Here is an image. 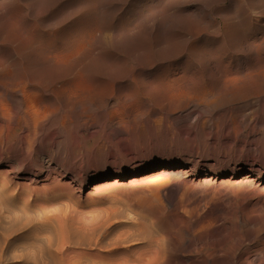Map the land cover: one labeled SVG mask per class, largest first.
Returning <instances> with one entry per match:
<instances>
[{
  "label": "rangeland",
  "instance_id": "obj_1",
  "mask_svg": "<svg viewBox=\"0 0 264 264\" xmlns=\"http://www.w3.org/2000/svg\"><path fill=\"white\" fill-rule=\"evenodd\" d=\"M1 1L0 64L12 65H0V116L3 109L15 116L10 124L0 117V264H264V144L215 154L211 147L228 131L211 128L217 118L247 125L248 144L260 137L264 0ZM224 77L243 81L226 91ZM202 89L211 91L208 101L184 98ZM158 94L169 104L156 103ZM195 102L232 104L194 108ZM162 168L163 175L143 180ZM248 176L250 187L243 185Z\"/></svg>",
  "mask_w": 264,
  "mask_h": 264
},
{
  "label": "bare ground",
  "instance_id": "obj_2",
  "mask_svg": "<svg viewBox=\"0 0 264 264\" xmlns=\"http://www.w3.org/2000/svg\"><path fill=\"white\" fill-rule=\"evenodd\" d=\"M4 1H5V0H3V2H4ZM9 1H10V0H9ZM16 1H17V0H16ZM40 1H41V0H40ZM141 1H142V0H141ZM144 1H145V0H144ZM152 1H153V0H152ZM159 1H160V0H159ZM1 2H2V1H1ZM3 2H2V3H3ZM14 2H15V1H14ZM41 2H42V1H41ZM137 2H139V1H137ZM142 2H143V1H142ZM240 2H241V0H240ZM139 3H141V2H139ZM236 3L238 4V2H236ZM0 4H1V3H0ZM3 4H4V3H3ZM137 4H138V3H137ZM141 4L143 5V3H141ZM144 5H145V4H144ZM144 5H143V6H144ZM239 5H240V4H239ZM18 6H19V5H18ZM0 7H1V6H0ZM70 7H72V6H70ZM144 7H145V6H144ZM131 9H132V8H131ZM133 9H134V8H133ZM139 9H141V8H139ZM71 10H73V9H71ZM137 10H138V9H137ZM144 10H145V9H144ZM146 10H147V9H146ZM146 10H145V11H146ZM154 10H155V9H154ZM164 10H165V9H164ZM66 11H68V10H66ZM140 11H141V10H140ZM145 11H144V12H145ZM147 11H148V10H147ZM157 11H158V10H157ZM160 11H161V10H160ZM162 11H163V9H162ZM162 11H161V12H162ZM69 12H70V11H69ZM69 12H67V13H69ZM71 12H72V11H71ZM78 12H79V11H78ZM136 12H137V11H136ZM142 12H143V11H142ZM147 13H148V12H147ZM162 13H163V12H162ZM162 13H161V14H162ZM165 13H166V12H165ZM70 14H71V13H70ZM70 14H69V15H70ZM138 14H140V13H138ZM157 14H158V13H157ZM159 14H160V13H159ZM159 14H158V15H159ZM14 15H15V14H14ZM125 15H126V14H125ZM134 15H135V14H134ZM141 15H142V14H141ZM72 16H74V15H72ZM147 16H148V15H147ZM164 16H165V14H164ZM164 16L162 15V17H164ZM74 17H75V16H74ZM79 17H80V16H79ZM79 17H78V18H79ZM81 17H82V14H81ZM136 17H137L138 19H140L138 16H136ZM82 18H83V17H82ZM69 19H70V18H69ZM69 19H68V20H69ZM72 19H73V17L71 18V20H72ZM75 19H77V18H75ZM79 19H80V18H79ZM85 20H86V19H85ZM129 20L131 21L132 19H129ZM120 21H121V20H120ZM130 21H129V22H130ZM44 22H45V21H44ZM67 22H69V21H67ZM67 22H66V23H67ZM76 22H77V21H76ZM80 22H81L82 25H83V22H82V21H80ZM84 22H85V21H84ZM102 22H103V21H102ZM46 23H47V22H46ZM77 23H78V22H77ZM105 23H106V22H105ZM120 23H122V22H120ZM125 23H126V22H125ZM43 24H44V23H43ZM79 24H80V23H79ZM86 24H88V23H86ZM102 24H103V23H102ZM102 24H101V26H102ZM44 25H45V24H44ZM44 25H43V26H44ZM63 25H64V24H63ZM69 25H70V23H69ZM74 25H75V24H74ZM74 25H73V26H74ZM82 25H81V26H82ZM91 25L93 26V24H91ZM96 25H97V24H96ZM103 25H104V24H103ZM107 25H108V24H107ZM107 25H106V26H107ZM38 26H39V25H38ZM47 26H48V25H45V27H47ZM58 26H59V25H58ZM64 26H66V25H64ZM78 26H79V25H78ZM89 26H90V24H89ZM89 26H88V27H89ZM67 27H69V26H67ZM83 27H84V26H83ZM83 27H82V28H83ZM88 27H87L86 29H90V28H88ZM109 27H111V26H109ZM37 28H38V27H37ZM37 28H35V29H37ZM40 28H41V27H40ZM52 28H53V27H52ZM61 28H62V26H61ZM73 28H74V27H73ZM76 28H77V27H76ZM82 28H81V31H82ZM42 29H43V28H42ZM67 29L69 30V29H71V28H67ZM79 29H80V28H78V31H79ZM100 29H101V28H100ZM100 29H99V30H100ZM103 29H104V28H103ZM107 29H108V28H107ZM189 29H190V28H189ZM0 30H1V29H0ZM33 30H34V29H33ZM40 30H41V29H40ZM45 30H46V29H45ZM68 30H67V31H68ZM71 30H72V29H71ZM97 30H98V29H97ZM110 30H111V29H110ZM191 30H192V29H191ZM196 30H197V29H196ZM31 31H32V30H31ZM35 31H36V30H35ZM37 31H38V30H37ZM37 31H36V32H37ZM46 31H47V30H46ZM54 31H55V30H54ZM61 31H62V30H61ZM67 31H66V32H67ZM81 31H80V32H81ZM83 31H84V29H83ZM83 31H82V32H83ZM86 31H87V30H86ZM102 31H103V30H102ZM133 31H134V30H133ZM133 31H132V32H133ZM193 31H195V30H193ZM28 32H29V31H28ZM32 32H33V31H32ZM36 32H34V33L37 34ZM41 32H42V30H41ZM66 32H63V31H62V34H63V33H66ZM99 32H100V31H99ZM191 32H192V31H191ZM191 32H190V36H191V34H193V33H191ZM197 32H200V31H197ZM38 33H39V32H38ZM43 33H44V32H43ZM56 33L58 34V32H56ZM56 33H55V34H56ZM77 33H79V32H77ZM77 33H76V34H77ZM128 33H129V31H128ZM225 33H226V32H225ZM5 34H8V32H7V33L5 32ZM28 34H29V33H28ZM30 34H31V33H30ZM39 34H40V33H39ZM41 34H42V33H41ZM41 34H40V35H41ZM57 34H56V35H57ZM67 34H69V33H67ZM81 34H83V33H81ZM187 34H188V33H187ZM194 34H195V33H194ZM59 35H60V33H59ZM69 35H70V34H69ZM72 35H73V34H72ZM74 35H75V34H74ZM220 35H221V34H220ZM222 35H223V34H222ZM225 35H226V34H225ZM33 36H34V35H33ZM51 36H52V35H51ZM57 36H58V35H57ZM60 36L62 37V35H60ZM60 36H59V38L62 40V38H61ZM66 36H67V35H66ZM70 36H71V35H70ZM194 36H195V35H194ZM196 36H198V34H196ZM218 36H219V35H218ZM226 36H227V35H226ZM25 37H26V36H25ZM43 37H45V36H43ZM48 37H50V36H48ZM63 37H64V36H63ZM220 37H221V36H220ZM222 37H223V36H222ZM1 38H3V37H1ZM5 38H6V40H7V36H6ZM45 38L47 39V37H45ZM51 38H54V37L52 36ZM59 38H57V39H59ZM66 38H67V37H66ZM66 38H64V39H66ZM77 38H78V37H77ZM195 38H196V37H195ZM8 39H11V38H8ZM14 39H15V38H13V40H14ZM25 39H26V38H25ZM34 39H36V38H34ZM67 39H68V38H67ZM67 39H66V41H67ZM70 39H71V37H70ZM72 39H73V36H72ZM221 39H222V38H221ZM223 39H224V38H223ZM37 40H41V39L39 38V39H37ZM37 40H36V41H37ZM42 40H43V38H42ZM51 40H53V39H51ZM54 40H55V39H54ZM116 40H117V39H116ZM7 41H9V40H7ZM15 41L17 42V41H18V38H17ZM15 41H14V42H15ZM24 41H25V40H24ZM43 41H45V40H43ZM49 41H50V40H49ZM55 41H57V40H55ZM66 41H65V42H66ZM75 41H77V39H76ZM223 41H224V40H223ZM3 42H5V41L2 40V43H3ZM12 42H13V41H12ZM16 42H15V44H16ZM50 42H51V41H50ZM73 42H74V41H73ZM221 42H222V40H221ZM221 42H220V43H221ZM224 42H225V41H224ZM8 43H9V42H8ZM10 43H11V41H10ZM39 43H40V42H39ZM39 43H38V45H39ZM46 43H47V41H46ZM55 43H56V42H55ZM55 43H54V45L56 46ZM67 43H68V41H67ZM67 43H66V44H67ZM69 43H71V42H69ZM74 43H75V42H74ZM74 43H73V44H74ZM204 43H205V42H204ZM204 43H202V44H204ZM13 44H14V43H13ZM13 44H12V45H13ZM15 44L13 45V47L15 46ZM27 44H28V43H27ZM27 44H26V45H27ZM41 44L46 45L45 43H41ZM51 44H52V43H51ZM64 44H65V43H64ZM71 44H72V43H71ZM81 44H83V43H81ZM202 44H201V45H202ZM224 44H225V43H224ZM7 45H8V44H7ZM9 45H10V44H9ZM30 45H31V44H30ZM34 45H35V44H34ZM54 45H53V46H54ZM79 45H80V44H79ZM92 45H93V44H92ZM172 45H173V44H170V46H172ZM205 45H206V43H205ZM2 46H3V45H2ZM28 46H29V45H28ZM28 46H27V47H28ZM35 46H37V45H35ZM40 46H41V45H40ZM57 46H58V45H57ZM57 46H56V48H58ZM170 46H169V47H170ZM173 46H174V45H173ZM197 46H198V48H199V45H197ZM29 47H30V46H29ZM31 47H32V45H31ZM31 47H30V49H28V50H31ZM33 47H34V46H33ZM47 47H48V46H47ZM49 47H51V46H49ZM64 47H65V46H64ZM64 47H63V48H64ZM67 47H70V44H69V46H67ZM174 47H175V46H174ZM203 47H205V46H203ZM0 48H1V47H0ZM2 48H3V47H2ZM42 48H43V47H42ZM45 48H46V46H45ZM59 48H60V46H59ZM65 48H66V47H65ZM70 48H71V47H70ZM75 48H77V47H75ZM94 48H95V47H94ZM172 48H173V47H172ZM201 48H202V47H201ZM18 49H19V48H18ZM33 49H34V48H33ZM47 49H48V48H47ZM49 49H50V48H49ZM68 49H69V48H67V50H68ZM95 49H96V48H95ZM97 49H98V48H97ZM173 49H174V48H173ZM187 49H188V48H187ZM195 49H196V48H195ZM221 49H223V48H221ZM15 50H16V49H15ZM51 50H52V49H51ZM69 50H70V49H69ZM98 50H99V49H98ZM176 50H177V49H176ZM33 51H34V50H33ZM33 51H32V52H33ZM52 51H53V50H52ZM56 51H59V50H56ZM72 51H73V50H72ZM188 51H189V50H188ZM188 51H187V52H188ZM28 52H29V51H28ZM28 52H27V53H28ZM30 52H31V51H30ZM35 52L37 53L38 51H35ZM46 52H47V51H46ZM53 52H55V51H53ZM64 52H65V51H64ZM74 52H75V51H74ZM79 52H80V51H79ZM81 52H82V51H81ZM96 52H97V51H96ZM96 52H95V50H94V53H93V54H95ZM194 52H195V51H194ZM194 52H192V53H194ZM0 53H1V52H0ZM36 53H34V54H36ZM47 53H48V52H47ZM57 53H58V52H57ZM62 53H63V52H62ZM66 53H67V52H66ZM37 54H38V53H37ZM43 54H44V53H43ZM54 54H55V53H54ZM68 54H69V53H68ZM183 54H184V53H183ZM183 54H182V55H183ZM188 54H189V53H188ZM2 55H3V53H2ZM24 55H25V54H24ZM31 55H33V54H31ZM52 55H53V53H52ZM60 55H61V54H60ZM72 55H73V54H72ZM163 55H164V54H163ZM176 55H177V54H176ZM176 55H175V56H176ZM178 55H179V54H178ZM189 55H190V57H191V54H189ZM4 56H5V54H4ZM13 56H14V55H13ZM34 56H35V55H34ZM63 56H64V55H63ZM74 56H75V55H74ZM77 56H78V55H77ZM186 56H187V55H185V57H186ZM192 56H193V55H192ZM21 57H22V56H21ZM35 57H36V56H35ZM35 57H34V58H35ZM52 57H53V56H52ZM58 57H59V56H58ZM69 57H70V56H69ZM71 57H73V56H71ZM89 57H90V56H89ZM91 57H92V56H91ZM95 57H96V56H95ZM95 57H94V58H95ZM3 58H6V57H3ZM13 58H14V57H13ZM49 58H50V57H49ZM173 58H174V57H173ZM180 58H181V57H180ZM15 59H16V58H15ZM26 59H27V58H26ZM35 59H36V58H35ZM53 59H54V58H53ZM58 59H59V58H58ZM72 59H73V58H72ZM174 59H175V58H174ZM2 60H3V59H2ZM50 60H52V59H49V61H50ZM54 60H55V59H54ZM69 60H71V58L68 59V61H69ZM146 60H147V59H146ZM172 60H173V59H172ZM176 60H177V59H176ZM0 61H1V60H0ZM4 61L6 62V60H4ZM4 61H3V62H4ZM13 61H14V60H13ZM17 61H18V60H17ZM17 61H14V62H17ZM24 61H25V60H24ZM24 61H23V62H24ZM71 61H72V60H71ZM90 61H91V59H90ZM90 61H89V62H90ZM92 61H93V59H92ZM168 61H169V60H168ZM185 61H186V60H185ZM189 61H190V58H189L188 62H189ZM14 62H13V63H14ZM20 62H21V61H20ZM31 62H32V61H31ZM66 62H67V61H66ZM87 62H88V61H87ZM178 62H179V60H178ZM10 63H11V62H10ZM10 63H9V65H10ZM67 63H69V62H67ZM72 63H73V62H72ZM72 63H71V64H72ZM190 63H191V61H190ZM240 63H241V62H240ZM3 64H4V63H3ZM3 64H0L1 67H2ZM6 64H7V62H6ZM6 64H4V65H6ZM15 64H17V63H15ZM15 64H13V66H14ZM52 64H53V63H52ZM59 64H60V63H59ZM61 64H62V63H61ZM79 64H80V63H79ZM88 64H89V63H88ZM90 64H93V62L90 63ZM170 64H171V63H170ZM172 64H173V63H172ZM174 64H175V63H174ZM177 64H178V63H177ZM181 64H182V63H181ZM184 64H185V62H184ZM192 64H193V63H192ZM243 64H244V63H243ZM4 65H3V67H5ZM7 65H8V64H7ZM7 65H6V66H7ZM9 65H8V66H9ZM11 65H12V64H11ZM11 65H10V66H11ZM26 65H27V64H26ZM53 65H54V64H53ZM168 65H169V64H168ZM195 65H196V64H195ZM195 65H194V66H195ZM228 65H229V64H228ZM228 65H227V66H228ZM236 65H237V63H236ZM13 66H12V68H13ZM24 66H25V65H24ZM28 66H29V64H28ZM33 66H34V65H33ZM61 66H62V65H61ZM88 66H89V65H88ZM120 66H121V65H120ZM122 66H124V65H122ZM178 66H179V65H178ZM180 66H181V65H180ZM189 66H191V65H189ZM189 66H187V67H189ZM227 66H226V67H227ZM230 66H231V65H230ZM241 66H243V65H241ZM15 67H17V66H15ZM18 67H19V66H18ZM18 67H17V68H18ZM20 67H21V66H20ZM80 67H81V65H80ZM85 67H86V66H85ZM90 67H91V66H90ZM185 67H186V65H185ZM185 67H184V69L186 70ZM192 67H193V66H192ZM243 67H244V66H243ZM243 67H242V68L240 67V69L243 70ZM21 68H22V67H21ZM50 68H51V70H52L53 67H50ZM86 68H87V67H86ZM120 68H121V67H120ZM169 68H170V67H169ZM173 68H174V67H173ZM176 68H177V67H176ZM181 68H183V67H181ZM190 68H191V67H190ZM194 68H195V67H194ZM2 69H3V68H2ZM26 69H28V68H26ZM58 69H59V68H58ZM58 69H57V71H59ZM63 69H64L65 71H67L65 68H63ZM70 69H71V68H70ZM75 69H76V68H75ZM79 69H80V68H79ZM121 69H122V68H121ZM123 69H124V68H123ZM163 69H164V68H163ZM187 69H188V68H187ZM191 69H192V68H191ZM217 69H218V68H217ZM221 69H222V68H221ZM231 69H232V68H231ZM235 69H236V68H235ZM4 70H5V69H4ZM11 70H15V69H11ZM64 70H63V71H64ZM71 70H72V69H71ZM71 70H69V68H68V71H69L70 73H71ZM76 70H77V69H76ZM160 70H161V68H160ZM166 70H167V69H165V71H166ZM192 70H193V69H192ZM225 70H226V69H225ZM6 71H7V70H5V72H6ZM53 71H54V70H53ZM53 71H52V73H54ZM63 71H62V73H63ZM65 71H64V72H65ZM68 71H67V72H68ZM79 71H80V70H79ZM158 71H159V70H158ZM162 71H164V70H162ZM182 71H184V70H182ZM186 71H187V70H186ZM223 71H224V70H223ZM230 71H231V70H230ZM236 71H237V70H236ZM0 72H1V69H0ZM5 72H4V73H5ZM7 72H9V71H7ZM11 72H12V71H11ZM29 72H30V70H29ZM29 72H28L27 74H30L32 71H31L30 73H29ZM60 72H61V71H60ZM69 72H68L67 74H69ZM82 72H83V71H82ZM88 72H89V71H88ZM172 72H173V71H172ZM172 72H171V73H172ZM174 72H175V71H174ZM228 72H229V71H228ZM233 72H234V71H233ZM239 72H240V71H239ZM1 73L3 74V71H2ZM56 73L58 74V72H56ZM74 73H75V72H74ZM74 73H73V74H74ZM85 73H86V72H85ZM138 73H139V72H138ZM164 73H165V72H164ZM190 73H191V72H190ZM190 73H189V74H190ZM195 73H196V72H195ZM219 73H220V72H219ZM234 73H235V72H234ZM241 73H242V72H241ZM241 73H240L239 76L236 75V77H235V76H234V77H235V78H237V77H240V78H241V77H242V74H241ZM2 74H1V76H4V75H2ZM5 74H6V73H5ZM34 74H35V73H34ZM64 74H65V73H64ZM67 74H66L65 76H67ZM89 74H90V73L87 74V77H88ZM136 74H137V73H136ZM141 74H142V73H141ZM155 74H156V73H155ZM165 74H166V73H165ZM173 74H174V73H173ZM186 74H188V73H186ZM193 74H194V73H193ZM193 74H192V75H193ZM198 74H199V73H198ZM222 74H223V73H222ZM231 74H232V73H231ZM236 74H237V73H236ZM238 74H239V73H238ZM32 75H33V74H32ZM60 75H61V74H60ZM60 75H59V76H60ZM77 75H79V74H77ZM90 75H91V74H90ZM168 75H169V73H168ZM196 75H197V74H196ZM196 75H195V76H196ZM225 75H226V74H225ZM228 75H229V74H227V76H228ZM243 75H244V74H243ZM8 76H10L9 73H8ZM29 76H30V75H29ZM29 76H28V78H29ZM34 76H35V75H34ZM72 76H73V75H72ZM79 76H81V75H79ZM134 76H137V75H134ZM138 76H139V75H138ZM138 76H137V77H138ZM154 76H156V75H154ZM172 76H173V75H172ZM182 76H183V75H182ZM189 76H190V75H189ZM189 76H188V77H189ZM198 76L200 77V75H198ZM221 76H222V75H221ZM227 76H226V77H227ZM229 76H230V75H229ZM232 76H233V75H232ZM5 77H6V76H5ZM5 77H4V78H5ZM13 77H14V76H13ZM26 77H27V76H26ZM30 77H31V76H30ZM56 77H57V76H56ZM77 77H78V76H77ZM137 77H136V78H137ZM160 77H161V76H160ZM160 77H159V78H160ZM163 77H164V74H163ZM167 77H168V76H167ZM175 77H176V76H175ZM180 77H181V76H180ZM183 77H184V76H183ZM188 77H187V79H188ZM190 77H193V76H190ZM201 77H202V76H201ZM226 77H224L225 80L223 79V80H224V81H223L224 86H227L226 91H228V86L232 87V85L235 84V82H236L237 80H239V82L241 81L240 79H226ZM243 77L245 78V76H243ZM2 78H3V77H2ZM36 78H37V77H36ZM36 78H34V79H36ZM59 78H61V76H60ZM65 78H66V77H64V80H65ZM70 78H73V77H70ZM90 78H91V76H90ZM92 78H93V77H92ZM134 78H135V77H134ZM138 78H139V77H138ZM155 78H157V77H155ZM155 78H154V79H155ZM164 78H165V77H164ZM195 78H196V77H195ZM7 79H8V77H7ZM34 79H32V80H34ZM57 79H58V78H57ZM57 79H56V80H57ZM93 79H94V78H93ZM96 79H97V78H96ZM96 79H95V80H96ZM151 79H152V78H151ZM160 79H162L161 81L164 80L162 77H161ZM165 79H166V78H165ZM178 79H179V78H178ZM182 79H183V78H180V80H182ZM184 79H185V78H184ZM190 79H191V78H190ZM190 79H189V80H190ZM200 79H201V78H200ZM262 79H263V76H262ZM0 80H1V79H0ZM2 80H3V79H2ZM17 80H18V78H17ZM17 80H16V81H17ZM26 80H27V79H26ZM26 80H25V81H26ZM29 80H30V79H29ZM61 80H62V79H61ZM64 80H63V81H64ZM70 80H71V79H70ZM70 80H69V81H70ZM101 80H102V79H101ZM168 80H169V78H168ZM175 80H176V79H175ZM175 80H174V78H173V81H175ZM189 80H187V81L189 82ZM191 80H192V79H191ZM198 80H199V79H198ZM244 80H245V79H244ZM7 81H8V80H7ZM18 81H19V80H18ZM27 81H28V80H27ZM34 81H35V80H34ZM59 81H60V80H59ZM65 81H66V80H65ZM79 81H80V79H79ZM82 81H83V80H82ZM87 81H88V80H87ZM134 81H135V80H134ZM136 81H137V80H136ZM146 81H147V79H146ZM161 81H160V82H161ZM173 81H172V82H173ZM185 81H186V80H185ZM221 81H222V80H221ZM242 81H243V80H242ZM242 81H241V82H242ZM8 82H9V81H8ZM14 82H15V81H14ZM30 82H31V80H30ZM52 82H53V81H52ZM56 82H57V81H56ZM73 82H74V81H73ZM83 82H85V81H83ZM90 82H91V81H90ZM94 82H95V81H94ZM97 82H99V81H97ZM102 82H103V81H102ZM125 82H126V81H125ZM154 82H158V81H154ZM163 82H164V81H163ZM167 82H168V81H167ZM175 82H178V81H175ZM183 82H184V81H183ZM190 82H191V81H190ZM192 82H193V80H192ZM195 82H197V80H196ZM195 82H194V84H195ZM218 82H220V81H218ZM245 82H246V81H245ZM12 83H13V82H12ZM24 83H25V82H24ZM28 83H29V82H27V84H28ZM31 83H32V82H31ZM33 83H34V82H33ZM35 83H36V82H35ZM67 83L69 84L70 82H67ZM71 83H72V82H71ZM77 83H78V82H77ZM77 83H75V85H79V86H80V83H81V82H80L79 84H77ZM151 83H152V82H151ZM180 83H181V81H180ZM197 83H200V81H198ZM197 83H196V84H197ZM202 83H203V82H202ZM237 83H238V82H237ZM90 84H91V83H90ZM92 84H93V81H92ZM104 84H105V83H104ZM129 84H130V83H129ZM138 84H139V83H137V85H138ZM155 84H156V83H155ZM159 84H160V83H158L157 86H159ZM161 84H162V83H161ZM173 84H174V83H173ZM183 84H185V82H184ZM187 84H188V83H187ZM194 84H192L193 86L191 85L192 88H190V89H196V88L198 89V88H199V87H196V86H199L200 84H199V85H196V86H195ZM223 84H222V85H223ZM36 85H37V84H36ZM64 85H66V84L64 83ZM69 85H72V84H69ZM69 85H68V87H69ZM82 85H83V83H82ZM82 85H81V86H82ZM95 85H97V84H95ZM139 85H140V84H139ZM146 85H147V83H146ZM149 85H150V84H149ZM151 85H152V84H151ZM165 85H166V84H165ZM171 85H172V84H171ZM175 85H176V84H175ZM188 85H189V84H188ZM204 85H205V84H204ZM204 85H203V86H204ZM239 85H240V83H239ZM27 86H28V85H27ZM55 86H56V85H55ZM73 86H74V83H73ZM84 86H85V84H84ZM97 86H98V85H97ZM109 86H110V85H109ZM109 86H107V87H109ZM116 86H117V85H116ZM134 86H135V84H134ZM144 86H145V85H144ZM160 86H161V85H160ZM163 86H164V85H162V87H163ZM167 86H168V85H167ZM167 86H166V88H167ZM169 86H170V85H169ZM172 86H173V85H172ZM177 86H179V85H176V87H177ZM181 86H182V84H181ZM191 86H190V87H191ZM194 86H195V87H194ZM211 86H212V85H211ZM243 86H244V84H243ZM243 86H242L241 88H243ZM6 87H7V86H6ZM14 87H15V86H13V88H14ZM63 87H66V86H63ZM63 87H62V88H63ZM91 87H92V86H91ZM95 87H96V86H95ZM102 87H103V85H102ZM105 87H106V86H104V88H105ZM131 87H132V85H131ZM140 87H142V86H140ZM170 87H171V86H170ZM174 87H175V86H174ZM179 87H180V86H179ZM179 87H178V89H179ZM185 87H186V86H185ZM201 87H202V86H201ZM204 87H205V86H204ZM222 87H223V86H222ZM237 87H238V86H237ZM38 88H39V87H38ZM53 88H54V87H53ZM66 88H67V87H66ZM71 88H73V87H71ZM74 88H75V87H74ZM84 88H85V87H84ZM84 88H83V89H84ZM99 88H100V87H99ZM133 88H134V87H133ZM133 88H132V89H133ZM138 88H139V87H138ZM147 88H148V86H147ZM160 88H161V87H160ZM168 88H169V87H168ZM168 88H167V90H168ZM171 88H172V87H171ZM183 88H184V87H183ZM188 88H189V86H188ZM208 88H209V87H208ZM220 88H221V87H220ZM7 89H8V88H7ZM15 89H16V87H15ZM60 89H61V88H60ZM69 89H70V88H69ZM69 89H68V91H69ZM85 89H86V88H85ZM88 89H89V90L91 89V90H90V93H91V91L93 90V89L90 88V87H89ZM88 89H86V90H88ZM94 89H95V88H94ZM136 89H137V88H136ZM140 89H141V88H140ZM140 89H139V90H140ZM163 89H165V87H163ZM181 89H182V87H181ZM204 89H205V88H204ZM204 89H202L203 92H202V91H201V92H200V91H199V92H196V91H193V90H192V91H193V92H192V95H191V94H190V95L193 96V97H186V96H189V95H188V94H185L184 98H187L188 100H191V101H192V99H195V98L198 99V100H200V101H201V100H203V101H208L207 99H208L209 97H211L212 94H211V91H209V90H207V89H206V91H205ZM221 89H223V88H221ZM234 89H236V86H235ZM239 89H240V87H239ZM24 90H25V89H24ZM28 90H30V89H28ZM51 90H52V89H51ZM53 90H54V89H53ZM63 90H64V89H63ZM70 90H71V89H70ZM72 90H73V89H72ZM74 90H75V89H74ZM96 90H97V89H96ZM106 90H107V89L105 88V91H106ZM110 90H111V88H110ZM116 90H117V89H116ZM116 90H115V91H116ZM133 90H134V89H133ZM133 90H132V91H133ZM152 90H153V89H152ZM165 90H166V89H165ZM170 90H171V89H170ZM170 90H169V91H170ZM175 90H176V88H175ZM184 90H185V89H184ZM184 90H183V91H184ZM198 90H200V89H198ZM242 90H243V89H242ZM242 90H241V91H242ZM6 91H7V90H6ZM9 91H10V90H9ZM12 91H13V90H12ZM30 91H31V90H30ZM35 91H36V90H35ZM66 91H67V90H66ZM103 91H104V90H103ZM119 91H121V90H119ZM126 91H127V90H126ZM134 91H136V90H134ZM134 91H133V92H134ZM140 91H141V90H140ZM142 91H143V89H142ZM142 91H141V92H142ZM144 91L146 92V90H144ZM144 91H143V93H144ZM186 91H188V89L185 90V92H186ZM212 91H213V90H212ZM223 91H225V88H224ZM235 91H236V90H235ZM241 91H240L239 94H241ZM16 92H17V91H16ZM69 92H70V91H69ZM72 92H74V91H72ZM72 92H71V93H72ZM92 92H94V91H92ZM111 92H113V90H112ZM122 92H123V91H121L120 93L123 94ZM133 92H131V93H133ZM171 92H172V90H171ZM171 92H170V94H171ZM173 92H174V91H173ZM173 92H172V93H173ZM178 92H179V90H178ZM190 92H191V91H190ZM220 92H221V91H220ZM3 93H4V91H3ZM5 93H6V92H5ZM28 93H29V92H28ZM71 93H70V95H71ZM78 93H80V92H77V94H78ZM87 93H88V91H87ZM101 93H105V92H101ZM107 93H108V92H107ZM115 93H116V92H115ZM118 93H119V92H118ZM139 93H140V92H139ZM153 93H154V92H153ZM162 93H163V92H162ZM166 93H167V91H166ZM168 93H169V92H168ZM175 93H176V92H174V94H175ZM187 93H188V92H187ZM234 93H235V92H234ZM237 93H238V92H237ZM19 94H20V93H19ZM72 94H73V93H72ZM95 94H96V93H95ZM109 94H110V93H108V95H109ZM128 94H129V92H128ZM151 94H152V93H151ZM179 94H180V95H177V97H182V95H181V94H182L181 90H180ZM217 94H218V93H217ZM217 94H215V95H217ZM223 94H224V93H223ZM223 94H222V95H223ZM225 94H226V92H225ZM228 94H229V93H228ZM239 94H238V95H239ZM6 95H7V94H6ZM11 95L14 96V94H11ZM15 95H16V93H15ZM41 95H42V94H41ZM93 95H94V94H93ZM96 95H98V93H97ZM100 95H101V94H100ZM106 95H107V94H106ZM106 95H105V97H106ZM111 95H112V94H111ZM111 95H109V96H111ZM114 95H116V94H114ZM126 95H127V93H126ZM130 95H131V94H129V96H130ZM158 95H159V94H158ZM183 95H184V94H183ZM194 95H196V97H194ZM234 95H235V94H234ZM2 96H3V95H2ZM17 96H18V93H17ZM17 96H16V97H17ZM37 96H38V95H37ZM72 96H73V95H72ZM72 96H71V97H72ZM102 96H103V94H102L100 97H102ZM116 96H117V95H116ZM119 96H121V95L119 94ZM135 96H136V95H135ZM135 96H134V97H135ZM145 96H146V95H145ZM10 97H11V96H9V98H10ZM20 97L22 98V96H20ZM69 97H70V96H69ZM85 97H86V96H85ZM89 97H90V96H89ZM97 97H99V96H97ZM97 97H96V98H97ZM100 97H99V98H100ZM123 97H124V96H123ZM131 97H132V96H131ZM155 97H156V98H155V101H157V99L160 100V99L162 98V100H163V99L165 98V97L163 98L162 95H159V96L156 95ZM166 97H167V96H166ZM177 97H175V100H176ZM217 97H218V96H217ZM238 97H240V96H238ZM86 98H87V97H86ZM86 98H85V100H86ZM90 98H91V97H90ZM110 98H111V97H110ZM118 98H119V97H118ZM149 98H150V97H149ZM159 98H160V99H159ZM242 98H243V97H242ZM3 99H4V98H3ZM5 99H6V98H5ZM11 99H12V98H11ZM11 99H10V100H11ZM68 99H70V98H68ZM71 99H72V98H71ZM74 99H75V97H74ZM79 99H81V98H79ZM87 99H88V98H87ZM100 99H101V98H100ZM100 99H99V100H100ZM125 99H126V97L124 98V100H125ZM132 99H133V97H132ZM132 99H130V100L133 102L134 100H132ZM139 99H140V98H139ZM139 99H136V98H135V101H136V100H139ZM187 99H186V100H187ZM213 99H214V98H213ZM216 99H217V98H216ZM235 99H236V98H235ZM239 99H240V98H239ZM10 100H8V101H10ZM13 100H16V99H13ZM18 100L20 101L21 99H18ZM33 100H34V99H33ZM96 100H97V99H96ZM122 100H123V99H122ZM151 100H152V99H151ZM162 100H161V101H162ZM164 100H165V103H167V102L170 100V98L168 97V98H166V99H164ZM186 100H185V101H186ZM198 100H197V101H198ZM218 100H219V99H218ZM220 100H221V99H220ZM222 100L225 101L223 98H222ZM228 100H229V99H228ZM228 100H227V101H228ZM6 101H7V100H6ZM19 101H18V102H19ZM86 101H88V100H86ZM86 101H84V102H86ZM91 101H93V100H91ZM119 101H120V99H119ZM139 101H140V100H139ZM153 101H154V100H152V102H153ZM155 101H154V102H155ZM178 101H179V100H178ZM178 101H177V102H178ZM185 101H184V102H185ZM194 101H195V100H194ZM211 101H212V100H211ZM11 102H12V101H11ZM13 102H14V101H13ZM84 102H83V103H84ZM117 102H118V100H117ZM125 102H126V101H125ZM128 102H129V101H128ZM128 102H127V103H128ZM140 102H143V101H140ZM158 102H160V101H157L156 103H158ZM163 102H164V101H163ZM177 102H176V103H177ZM0 103H1V102H0ZM6 103L8 104V102H6ZM15 103H16V101H15ZM20 103H21V102H20ZM83 103H82V104H83ZM86 103H87V102H86ZM88 103H89V102H88ZM90 103H91V102H90ZM90 103H89V104H90ZM145 103H146V102H145ZM170 103H171V102H170ZM188 103H190V102H188ZM191 103H193V102H191ZM3 104H4V103H3ZM84 104H85V103H84ZM124 104H126V103H124ZM168 104H169V102H168ZM173 104H175V103H173ZM178 104H179V103H178ZM227 104H232V103H227V102H226V103H225V102H224V103H221V102H219V103H208V102H207V103H206V102H204V103H200V102H199V103H196V102H195V104H194L193 106H194V108H195V106H198V107H201V108H202V107L210 106V105H212V106H216V105H221V106L223 105V106H225V105H227ZM235 104H236V103H235ZM243 104H244V103H243ZM9 105H10V104H9ZM120 105H121V104H120ZM126 105H127V104H126ZM189 105H190V104H189ZM191 105H192V104H191ZM0 106H1V105H0ZM6 106H7V105H6ZM24 106H25V104H24ZM35 106H36V105H35ZM107 106H108V105H107ZM122 106H123V104H122ZM227 106H229V105H227ZM242 106H243V105H242ZM129 107H130V105H129ZM129 107H128V108H129ZM190 107H191V106H190ZM216 107H218V106H216ZM216 107H215V108H216ZM230 107H231V105H230ZM235 107H236V106H235ZM2 108H3V107H2ZM43 108H44V107H43ZM120 108H121V107H120ZM210 108H211V107H210ZM212 108H214V107H212ZM212 108H211V109H212ZM222 108H223V107H222ZM224 108H226V106H225ZM12 109H13V108H12ZM118 109H119V108H118ZM196 109H197V108H196ZM229 109H230V108H229ZM237 109H238V108H236V110H237ZM239 109L241 110V108H239ZM3 110H5V111H4L5 113L3 112V113H4V115H3L4 118H3V119H5V120H6L7 122H9V124H10V121H11L12 116H13L14 113L11 114L12 111H11L10 109H9V110H8V109H3ZM3 110H2V111H3ZM13 110L15 111V109H13ZM23 110H24V109H23ZM37 110H39V109L37 108ZM44 110H45V109H44ZM47 110H48V109H47ZM92 110H93V109H92ZM130 110H131V109H130ZM200 110H201V109H200ZM213 110H214V109H213ZM215 110H216V109H215ZM221 110H222V109H221ZM226 110H227V109H226ZM232 110H233V109H232ZM24 111H25V110H24ZM29 111H30V110H29ZM31 111H32V110H31ZM31 111H30V112H31ZM34 111H35V110H34ZM83 111H84V110H83ZM118 111H119V110H118ZM123 111H124V110H123ZM125 111H126V110H125ZM197 111H198V110H197ZM209 111H210V109H209ZM211 111H212V110H211ZM219 111H220V110H219ZM234 111H235V110H234ZM0 112H1V111H0ZM26 112H27V111H26ZM37 112H38V111H37ZM42 112H44V111H42ZM42 112L40 111V112H38V113L40 114V113H42ZM47 112H49V111H47ZM113 112H114V111H113ZM128 112H129V111H128ZM199 112H201V111H199ZM222 112H223V111H222ZM230 112H231V111H230ZM232 112H233V111H232ZM3 113H2V114H3ZM24 113H25V112H24ZM33 113H34V112H33ZM38 113H37V114H38ZM82 113H83V112H82ZM130 113H132V111H131ZM201 113L204 114V112H201ZM201 113H199V114H201ZM205 113H206V112H205ZM207 113H208V112H207ZM207 113H206V114H207ZM213 113H214V111H213ZM213 113H212V114H213ZM217 113H218V112H217ZM219 113H220V112H219ZM225 113H226V112H225ZM20 114H22V113H20ZM25 114H26V113H25ZM25 114H23V115L25 116ZM27 114L29 115L30 113H27ZM39 114H38V116H39ZM47 114H48V113H47ZM54 114H55V113H54ZM75 114H76V113H75ZM127 115H129V114L127 113ZM226 115H228V114L226 113ZM1 116H2V115H1ZM1 116H0V117H1ZM3 116H2V117H3ZM14 116H15V114H14ZM14 116H13V117H14ZM16 116H17V114H16ZM20 116H21V115H20ZM20 116H19V117H20ZM24 116H22V117H24ZM34 116H36V113H35ZM34 116H32V114H31V117L34 118V119H36ZM44 116H46V115L44 114ZM44 116L42 117L43 120H44ZM211 116H212V115H211ZM220 116H221V115H220ZM26 117L28 118L29 116H26ZM36 117H37V116H36ZM202 117H203V116H202ZM214 117H215V116H214ZM222 117H223V116H222ZM228 117H229V115H228ZM238 117H239V116H238ZM258 117H259V116H258ZM29 118H30V117H29ZM45 118H47V117H45ZM62 118H63V117H62ZM97 118H98V117H97ZM215 118H216V117H215ZM224 118H225V117H224ZM0 119H2V118H0ZM13 119H14V118H13ZM16 119H17V117H16ZM37 119L39 120V118H37ZM37 119H36V120H37ZM221 119H222V118H221ZM225 119H227V118H225ZM225 119H224V120H225ZM239 119H240V118H239ZM5 120H4V121H5ZM21 120H22V119H21ZM47 120H49V119H47ZM85 120H86V119H85ZM224 120H223V122H222V125L220 124V118L215 119L214 122H213V124H212V123H209V124H212V127H211V128H212L213 130H216L217 133H219V132L221 133V128L223 129V128L226 127V128L228 129V131H225L224 133H221L220 135L217 134L215 137L212 138V140H213V142H214V146L211 145V144H210V145H211V147H212V150L214 151V154H215V152H218V151H221L222 153H224V152H227V153H228L229 151H230V152H233L235 149H236V151L238 150V151H241V152H245L244 150H246V147H247V146L250 147V145L252 146V145H254V144H258V143H260V144H264V122L261 121V122L259 123V125H258V128H257V129L260 131V134H259L260 137H259L258 139H256L254 142H250V143L248 144V141H247V140H248V136H247V137H242V136H243V134H242L243 129H245L247 125L244 126V125L241 124L240 122H237L235 118H230V119H228L226 122H224ZM234 120H235L236 122H234ZM12 121H14V120H12ZM23 121H24V120H23ZM25 121H26V120H25ZM25 121H24V122H25ZM28 121H30V120H28ZM28 121H26V122L30 124V122H28ZM32 121H34V120L32 119ZM40 121H41V120H40ZM177 121H178V120H177ZM205 121H206V120H205ZM205 121H204V122H205ZM208 121H209V120H208ZM208 121H207V123H208ZM210 121L212 122V120H210ZM221 121H222V120H221ZM240 121H241V120H240ZM36 122H39V121H36ZM91 122H92V121H91ZM2 123H4V122H2ZM14 123H15V122H14ZM42 123H44V122L42 121ZM105 123H106V122H105ZM255 123H256V122H255ZM24 124H25V123H24ZM35 124H36V123H35ZM39 124L41 125V123H39ZM141 124H142V123H141ZM199 124H200V123H199ZM199 124H198V126H199ZM7 125H8V124H7ZM25 125H27V124H25ZM25 125H24V127H25ZM37 125H38V124H37ZM37 125H36V128H37ZM200 125H201V124H200ZM206 125H207V124H206ZM8 126H9V125H8ZM8 126L6 127L7 130H9V129H8ZM28 126H29V125H28ZM38 126H39V125H38ZM41 126H43V125H41ZM64 126H65V125H64ZM64 126H63V128L61 127V129L64 130V128H65ZM97 126H98V125H97ZM138 126H139V125H138ZM21 127H22V126H21ZM21 127H20V128H21ZM26 127H27V126H26ZM26 127H25V128H26ZM29 127H30V126H29ZM113 127H114V126H113ZM144 127H145V126H144ZM32 128H33V127H32ZM39 128H40V127H39ZM138 128H139V127H138ZM138 128H137V129H138ZM141 128H142V127H141ZM167 128H168V127H167ZM188 128H189V126H188ZM191 128H192V127H191ZM193 128H195V127H193ZM196 128H197V127H196ZM205 128H207V127H205ZM226 128H225V129H226ZM247 128H248V127H247ZM247 128H246V129H247ZM17 129H18V128H17ZM22 129H23V128H22ZM37 129H38V128H37ZM61 129H60V130H61ZM128 129H129V128H128ZM134 129H135V128H134ZM201 129H202V128H201ZM246 129H245V131H246ZM28 130L30 131V128H29ZM34 130H35V128H34ZM42 130H44V129H42ZM138 130H139V129H138ZM198 130H199V129H198ZM254 130H256V129L254 128ZM0 131H1V129H0ZM32 131H33V129H32ZM37 131H38V130H37ZM37 131H36V132H37ZM40 131H41V129H40ZM61 131H62V130H61ZM193 131H194V130H193ZM199 131H200V130H199ZM223 131H224V130H223ZM223 131H222V132H223ZM250 131H252V130H250ZM256 131H257V130H256ZM12 132H13V131H12ZM34 132H35V131H34ZM191 132H192V131H191ZM201 132H202V131H201ZM252 132H253V131H252ZM252 132H251V133H252ZM254 132H255V131H254ZM254 132H253L252 135H254ZM41 133H42V132H41ZM56 133H57V132H56ZM87 133H88V132H87ZM195 133H196V132H195ZM208 133H209V132H208ZM128 134H129V133H128ZM197 134H198V133H197ZM210 134H211V133H210ZM213 134H215V133H213ZM6 135H7V134H6ZM29 135H30V134H29ZM39 135H40V134H39ZM203 135H204V134H203ZM247 135H248V134H247ZM249 135H250V134H249ZM33 136H34V135H33ZM91 136H92V135H91ZM208 136H210V135H208ZM31 137H32V136H31ZM36 137H37V136H36ZM203 137H204V136H203ZM205 137H206V136H205ZM210 137H212V136H210ZM210 137H209V138H210ZM249 137H251V136H249ZM8 138H9V137H8ZM32 138H33V137H32ZM206 138H207V137H206ZM30 139H31V138H30ZM55 139H56V138H55ZM195 139H196V138H195ZM198 139H199V138H198ZM200 139H201V138H200ZM202 140H203V138H202ZM202 140H201V141H202ZM203 141H206V139L204 138ZM251 141H253V140H251ZM208 142H209V141H208ZM213 142H211V143H213ZM199 143H200V141H199ZM201 144H202V142H201ZM201 144H200V145H201ZM204 144L207 145V143H204ZM238 144H242V145H244V146L240 147L241 145L238 146ZM9 145H10V144H9ZM80 145H81V144H80ZM80 145H79V146H80ZM205 145H204V146H205ZM82 146H83V145H82ZM204 146H203L202 148H204ZM258 146H259V149H260V145H258ZM263 146H264V145H262L261 148H262ZM256 147H257V146H256ZM9 148H10V147H9ZM82 148H83V147H82ZM207 148H209V147H207ZM254 148H255V147H254ZM80 149H81V148H80ZM204 149H205V148H204ZM209 149H210V148H209ZM249 149H250V148H248V150H249ZM252 149H253V148H252ZM81 150H82V149H81ZM263 150H264V148H263ZM263 150H262V151H263ZM83 151H84V150H83ZM202 151H203V149H202ZM205 151H206V150H205ZM205 151H203V152H205ZM246 151H247V150H246ZM256 151H257V150H256ZM258 151H259V150H258ZM260 151H261V150H260ZM234 152H235V151H234ZM246 153H248V152H246ZM246 153H245V154H246ZM254 153H255V150H251V151H249L250 156H252ZM218 154H219V153H218ZM262 154H263V153H262ZM225 155H226V154H225ZM247 155H248V154H247ZM222 156H223V155H222ZM259 157H260V156H259ZM261 157H262V155H261ZM250 158H251V157H250ZM252 158H253V157H252ZM254 158H255V157H254ZM261 159H262V161H263L264 158L262 157ZM249 160H250V159H249ZM257 161H258V160H257ZM251 165H252V164H251ZM162 169H163V168H162ZM255 170H256V169H255ZM257 170H260V169H257ZM163 173H165V169H163V170H161V171H158V172L150 173V174L147 175V176L145 175V177H143V180H144V179L146 180V179L157 178V177L163 175ZM178 173H179V172H178ZM251 173H254V170H251ZM249 177H250V176L246 177L245 180H243V185H246V186L249 185L248 187H250V184L252 183V180H249ZM3 179H4V178H3ZM52 181H53V180H52ZM248 183H250V184H248ZM253 183H254V182H253ZM103 185H104V184H103ZM252 185H253V184H252ZM51 187H52V186H51ZM227 188H228V187H227ZM151 190L154 191V192L156 193V192H157V187H154V186H153V187L150 189V191H151ZM249 192H250V191H249ZM258 192H259V191H258ZM259 193L263 194V193H264V188H263L262 190H260ZM249 200H250V199H249ZM238 256H239V255H238ZM239 257H240V256H239ZM243 261H244V260H243ZM154 262H155V261H154ZM232 264H233V263H232ZM236 264H237V263H236Z\"/></svg>",
  "mask_w": 264,
  "mask_h": 264
}]
</instances>
